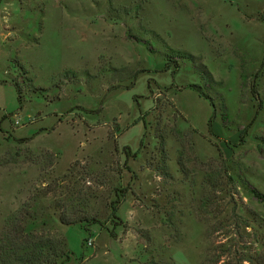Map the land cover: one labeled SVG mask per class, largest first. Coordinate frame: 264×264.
Returning <instances> with one entry per match:
<instances>
[{
	"label": "rangeland",
	"instance_id": "374dc122",
	"mask_svg": "<svg viewBox=\"0 0 264 264\" xmlns=\"http://www.w3.org/2000/svg\"><path fill=\"white\" fill-rule=\"evenodd\" d=\"M19 212L63 264H264V0H0V231Z\"/></svg>",
	"mask_w": 264,
	"mask_h": 264
},
{
	"label": "trees",
	"instance_id": "16d2710c",
	"mask_svg": "<svg viewBox=\"0 0 264 264\" xmlns=\"http://www.w3.org/2000/svg\"><path fill=\"white\" fill-rule=\"evenodd\" d=\"M196 92L207 98L205 93L199 90V86L188 84ZM212 116L208 119V126L212 128ZM241 137V135H240ZM125 148V155H128ZM250 191L256 198H260V193L256 189L250 187ZM120 196V195H119ZM121 200L117 198L111 206L112 217H115V211ZM21 213V214H20ZM59 220L62 224L80 223L87 230V226L100 222L95 216L78 217L72 212L70 215L60 213ZM36 218L29 215L28 212H19V214L10 215L5 219L4 225L0 231V264H63L70 259L71 251L67 248L66 238L63 234L56 238L49 237V234L35 235L31 232L32 227L36 225ZM42 224L47 223L43 220ZM116 224V222H114ZM111 235L115 236L113 233ZM218 257L212 258V262H216ZM258 262L259 259L255 258ZM237 264L253 262L251 256H239L236 260ZM247 263V264H248Z\"/></svg>",
	"mask_w": 264,
	"mask_h": 264
},
{
	"label": "built area",
	"instance_id": "2783aa9c",
	"mask_svg": "<svg viewBox=\"0 0 264 264\" xmlns=\"http://www.w3.org/2000/svg\"><path fill=\"white\" fill-rule=\"evenodd\" d=\"M87 244H91L89 240H88V243Z\"/></svg>",
	"mask_w": 264,
	"mask_h": 264
}]
</instances>
